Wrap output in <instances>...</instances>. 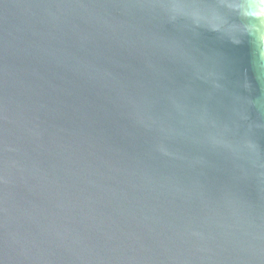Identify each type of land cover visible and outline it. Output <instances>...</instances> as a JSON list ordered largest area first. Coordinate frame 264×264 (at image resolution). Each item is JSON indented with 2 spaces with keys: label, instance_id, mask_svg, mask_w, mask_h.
<instances>
[{
  "label": "water",
  "instance_id": "95a60500",
  "mask_svg": "<svg viewBox=\"0 0 264 264\" xmlns=\"http://www.w3.org/2000/svg\"><path fill=\"white\" fill-rule=\"evenodd\" d=\"M0 264H264V0H0Z\"/></svg>",
  "mask_w": 264,
  "mask_h": 264
}]
</instances>
